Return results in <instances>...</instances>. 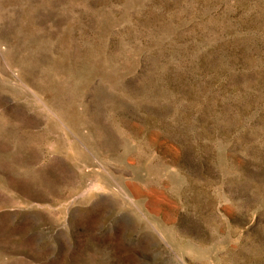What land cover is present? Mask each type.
Listing matches in <instances>:
<instances>
[{
	"label": "rangeland",
	"instance_id": "rangeland-1",
	"mask_svg": "<svg viewBox=\"0 0 264 264\" xmlns=\"http://www.w3.org/2000/svg\"><path fill=\"white\" fill-rule=\"evenodd\" d=\"M0 264H264V0H0Z\"/></svg>",
	"mask_w": 264,
	"mask_h": 264
}]
</instances>
